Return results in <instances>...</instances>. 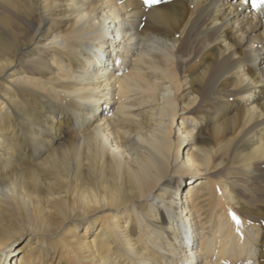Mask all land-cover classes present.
Returning <instances> with one entry per match:
<instances>
[{
    "label": "bare ground",
    "instance_id": "obj_1",
    "mask_svg": "<svg viewBox=\"0 0 264 264\" xmlns=\"http://www.w3.org/2000/svg\"><path fill=\"white\" fill-rule=\"evenodd\" d=\"M24 236L12 264H264V0H0V264Z\"/></svg>",
    "mask_w": 264,
    "mask_h": 264
},
{
    "label": "rangeland",
    "instance_id": "obj_2",
    "mask_svg": "<svg viewBox=\"0 0 264 264\" xmlns=\"http://www.w3.org/2000/svg\"><path fill=\"white\" fill-rule=\"evenodd\" d=\"M179 113H181V111H179ZM178 117V116H177ZM177 122H180L179 117L177 118ZM165 217V216H164ZM26 240H28L27 236H24L22 238H19L17 240V243H15L12 248L10 249V251L8 252V256L6 258L7 263L6 264H12L14 259L15 261H18V258L20 256V252H17V248H22L26 243Z\"/></svg>",
    "mask_w": 264,
    "mask_h": 264
},
{
    "label": "snow or ice",
    "instance_id": "obj_3",
    "mask_svg": "<svg viewBox=\"0 0 264 264\" xmlns=\"http://www.w3.org/2000/svg\"><path fill=\"white\" fill-rule=\"evenodd\" d=\"M157 2V0H145V3L151 5L152 3ZM258 5H259V0H257ZM233 217L237 220V222H239V217H236L235 214L233 213Z\"/></svg>",
    "mask_w": 264,
    "mask_h": 264
}]
</instances>
